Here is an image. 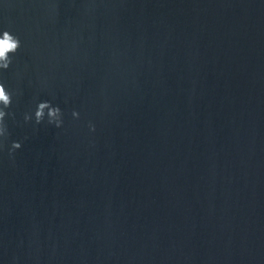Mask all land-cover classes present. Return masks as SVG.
Here are the masks:
<instances>
[{
	"label": "water",
	"instance_id": "water-1",
	"mask_svg": "<svg viewBox=\"0 0 264 264\" xmlns=\"http://www.w3.org/2000/svg\"><path fill=\"white\" fill-rule=\"evenodd\" d=\"M4 31L0 264H264V0H0Z\"/></svg>",
	"mask_w": 264,
	"mask_h": 264
},
{
	"label": "clouds",
	"instance_id": "clouds-1",
	"mask_svg": "<svg viewBox=\"0 0 264 264\" xmlns=\"http://www.w3.org/2000/svg\"><path fill=\"white\" fill-rule=\"evenodd\" d=\"M21 47V42L18 37L10 34L9 31H4L0 36V69L8 70L12 64L11 57L15 55ZM12 94L6 90L3 82H0V150L5 147V142L8 139L9 132L6 124V117L9 113L6 111L12 106ZM14 117V114H12ZM73 117L79 119V113L73 112ZM47 117L48 123L54 125L57 128L63 127V112L58 106H53L50 102L44 101L37 105V109L34 113L36 124H41ZM33 116L31 114H25V122H31ZM92 131H95L94 125H90ZM22 147L21 143L13 142L9 151L10 156H14L17 150Z\"/></svg>",
	"mask_w": 264,
	"mask_h": 264
}]
</instances>
